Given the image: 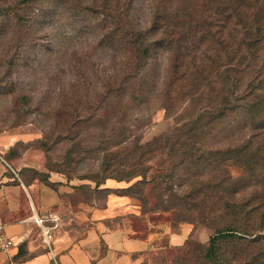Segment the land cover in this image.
Wrapping results in <instances>:
<instances>
[{
  "label": "trees",
  "instance_id": "1",
  "mask_svg": "<svg viewBox=\"0 0 264 264\" xmlns=\"http://www.w3.org/2000/svg\"><path fill=\"white\" fill-rule=\"evenodd\" d=\"M81 1L0 0V17L13 14L19 48H49L52 17H59V7L80 11ZM146 1L149 26L136 14V0H93L100 7L85 8L96 13L99 45L112 54L95 81L73 83L57 97L42 145L47 153L52 143L76 142L64 165L47 162V168L70 180L71 164L84 160L73 154L100 151L91 188L138 199L140 215L128 218L132 236L165 234L150 225L167 224L174 232L193 225L183 245H171L165 234L146 251L152 264H264V0ZM160 46L171 55L161 77L158 68L147 71ZM153 106L174 124L143 142L132 128L144 124L141 114ZM89 133L94 146L87 144ZM32 172L48 183L47 173ZM108 179L136 180L111 189L104 186Z\"/></svg>",
  "mask_w": 264,
  "mask_h": 264
},
{
  "label": "rangeland",
  "instance_id": "2",
  "mask_svg": "<svg viewBox=\"0 0 264 264\" xmlns=\"http://www.w3.org/2000/svg\"><path fill=\"white\" fill-rule=\"evenodd\" d=\"M50 3L51 1H47L46 5H50ZM8 4H12V1H9ZM136 5L138 8L136 14L139 19L145 26H149V21L152 19V9L149 3L146 0H136ZM86 7L98 9L100 6L96 5L93 0H82L80 11L74 13L65 7L62 9L59 7V17L53 16L52 19L57 20L50 23L47 29L45 28L51 34L52 44L49 48L42 47L41 49L29 46L19 48L17 37L20 32L15 26L13 14L10 13L9 17H0V134L17 128H28L37 133L41 132L40 138L28 142L20 141L6 155L7 158L21 155L31 148L40 150L46 163L53 166L66 163L68 152L76 140L74 142V140L66 139L52 143L47 153L41 142L54 125V107L57 104V97L61 93L63 94V91L65 93L70 91L73 83L83 84L88 79L95 81L98 66L109 61L112 54L108 46L99 45L100 35L93 27V17L96 13L87 11ZM21 35H26V40L29 39L26 30L21 32ZM170 58V51L167 47H158L149 61L147 71L154 72L158 68L161 77L168 67ZM107 66V72L111 71L110 63ZM89 94V98H92V91H89ZM131 111L137 113L135 109H131ZM141 115L145 122L134 126L132 133L143 142L165 132L174 124V119L169 117L165 110L159 106H153L150 112H144ZM93 135V133H89L88 145L94 146L95 137ZM72 156L76 160L81 158L84 160L71 164L73 170L70 173V180L76 181L77 185L75 191L66 197V216L80 202L97 200L99 205H103L107 197L106 193L91 188V186H95L92 178L99 171L103 153L90 150L86 155L73 154ZM32 171V169H28L26 172H29L27 173L29 175H34ZM151 174L152 172H149V175ZM76 175L89 176L90 178L81 179ZM134 199L139 205L138 199ZM127 224L130 228L129 219H127ZM166 225H150L149 231H155L159 227L166 229ZM200 231L201 240L208 241V230L202 228ZM164 240H166V235L161 233L156 242L162 243ZM143 262L152 264L147 255L144 256Z\"/></svg>",
  "mask_w": 264,
  "mask_h": 264
},
{
  "label": "crops",
  "instance_id": "3",
  "mask_svg": "<svg viewBox=\"0 0 264 264\" xmlns=\"http://www.w3.org/2000/svg\"><path fill=\"white\" fill-rule=\"evenodd\" d=\"M40 133L17 128L0 134V215L15 242L8 251L0 250V264H142L144 253L157 246L159 233L146 239L132 236L128 216L141 213L133 197L111 193L103 205L80 202L66 216V197L75 191L76 181L50 171L40 150L6 157L20 141L40 138ZM25 169L47 173L48 183ZM132 182L108 179L104 186L125 188ZM38 217L44 222H37ZM192 230V224L184 223L178 232L167 226L165 234L171 245L181 246Z\"/></svg>",
  "mask_w": 264,
  "mask_h": 264
},
{
  "label": "built area",
  "instance_id": "4",
  "mask_svg": "<svg viewBox=\"0 0 264 264\" xmlns=\"http://www.w3.org/2000/svg\"><path fill=\"white\" fill-rule=\"evenodd\" d=\"M36 221L43 223V218H36ZM47 241H50L51 235L49 232L46 233ZM15 244L14 239L8 236L6 233V223L0 215V250L8 251Z\"/></svg>",
  "mask_w": 264,
  "mask_h": 264
}]
</instances>
